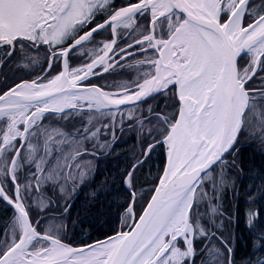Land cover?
<instances>
[{
  "label": "snow or ice",
  "instance_id": "obj_1",
  "mask_svg": "<svg viewBox=\"0 0 264 264\" xmlns=\"http://www.w3.org/2000/svg\"><path fill=\"white\" fill-rule=\"evenodd\" d=\"M0 264H264V0H0Z\"/></svg>",
  "mask_w": 264,
  "mask_h": 264
},
{
  "label": "trees",
  "instance_id": "obj_2",
  "mask_svg": "<svg viewBox=\"0 0 264 264\" xmlns=\"http://www.w3.org/2000/svg\"><path fill=\"white\" fill-rule=\"evenodd\" d=\"M129 143H131V141H129ZM122 147H124V146H122Z\"/></svg>",
  "mask_w": 264,
  "mask_h": 264
}]
</instances>
